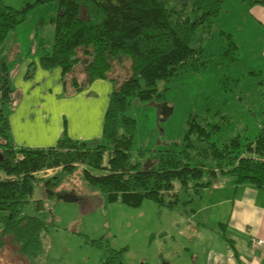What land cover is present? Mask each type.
I'll return each mask as SVG.
<instances>
[{
	"label": "trees",
	"instance_id": "1",
	"mask_svg": "<svg viewBox=\"0 0 264 264\" xmlns=\"http://www.w3.org/2000/svg\"><path fill=\"white\" fill-rule=\"evenodd\" d=\"M246 5L264 0H242ZM225 0H31L13 6L0 0V45L23 23L31 10L41 5L55 8L53 42L39 51L44 68H61L64 92L81 90L95 78L113 81V89L103 118L102 134L89 142L61 136L45 148L16 147L9 134L7 114L16 102L10 84L9 65L0 59V246L10 238L29 264L43 251L42 235L52 224L24 212L40 182L45 197L82 166L83 185L103 194L109 202L138 206L150 200L169 210L184 211L193 193L209 186L219 175H229L236 184L249 183L264 188V108L252 137L240 134L217 141L219 129L204 117L189 121L178 150H158L146 168L132 158L135 118L133 102L151 100L157 82L169 79L192 64L201 49L193 42L202 40L222 10ZM227 40L226 53L237 54L230 33L220 30ZM129 61V75L117 83L111 71L115 63ZM82 67L84 82L75 70ZM30 62L25 73L32 75ZM261 97L264 101V79ZM70 90V91H69ZM7 105V106H6ZM6 106V107H5ZM141 155L145 150H138ZM59 167L47 177L43 169ZM92 170H99L93 173ZM178 187H175V183ZM43 199L36 200L41 208ZM101 247L99 264H125L126 246L111 247L100 237L90 239ZM142 264H149L143 262Z\"/></svg>",
	"mask_w": 264,
	"mask_h": 264
},
{
	"label": "rangeland",
	"instance_id": "2",
	"mask_svg": "<svg viewBox=\"0 0 264 264\" xmlns=\"http://www.w3.org/2000/svg\"><path fill=\"white\" fill-rule=\"evenodd\" d=\"M34 10L24 21L25 33H42L43 41L35 43L31 53L39 52L42 46L49 49L54 31L51 18L55 8L41 5ZM257 21L264 23V15L257 9L240 0H225L210 31L202 40L193 42V46L201 49L198 58L171 78L159 80L158 93L151 100L133 102L130 111L136 123L133 159L148 165L158 150L180 149L189 121L199 117L219 125L213 134L217 141L235 134L252 137L256 133L264 108L260 85L264 79V37L259 32L263 27ZM220 30L230 33L236 43L237 54L234 57L226 53L227 40ZM19 34L23 36V31ZM16 64L8 63L9 68ZM128 66L127 59L115 63L111 75L117 83L128 77ZM75 75L79 82L84 81L82 67L75 70ZM138 150L145 152L141 155ZM82 166L79 165L70 177L54 188L52 197H45L40 182L34 180L24 212L52 224L42 235L43 251L34 258L33 264H99L103 250L89 240L100 237L106 239L111 247L126 246L132 260L140 251L143 235L158 222V210L164 209L153 201L143 200L138 206H128L117 201L109 202L100 192L85 187L81 180ZM59 169H43L37 175L51 176ZM175 187H178L177 182ZM65 194H73L77 199L64 200ZM192 198L187 210L194 207L198 194L193 193ZM38 199H43L41 208L36 206ZM167 212L175 214V211ZM4 214L5 211H0V229ZM0 264L29 262L8 237L0 246Z\"/></svg>",
	"mask_w": 264,
	"mask_h": 264
},
{
	"label": "crops",
	"instance_id": "3",
	"mask_svg": "<svg viewBox=\"0 0 264 264\" xmlns=\"http://www.w3.org/2000/svg\"><path fill=\"white\" fill-rule=\"evenodd\" d=\"M5 1L16 7L31 0ZM250 7L264 15L263 4ZM257 23L263 27L258 29L264 37V23ZM25 31L23 22L0 45V59L17 63L9 68L10 84L17 95L7 114L13 144L45 148L63 135L86 142L99 139L113 81L95 78L81 90L65 93L61 68H44L38 50L31 53L32 46L43 41V34ZM30 62L33 72L26 78ZM196 194V204L189 210H170L175 211L173 215L160 206L164 210H158V222L143 235L137 256L131 260L127 250L124 263L264 264V243L255 248L250 243L252 238L264 240V188L236 184L231 176L219 175Z\"/></svg>",
	"mask_w": 264,
	"mask_h": 264
},
{
	"label": "water",
	"instance_id": "4",
	"mask_svg": "<svg viewBox=\"0 0 264 264\" xmlns=\"http://www.w3.org/2000/svg\"><path fill=\"white\" fill-rule=\"evenodd\" d=\"M164 109L166 110L167 107H164ZM143 167L146 168V167H147V164H146V163L143 164ZM63 199H64V200H67V201H74V200L77 199V197H76L75 195H73V194H65V195L63 196Z\"/></svg>",
	"mask_w": 264,
	"mask_h": 264
},
{
	"label": "built area",
	"instance_id": "5",
	"mask_svg": "<svg viewBox=\"0 0 264 264\" xmlns=\"http://www.w3.org/2000/svg\"><path fill=\"white\" fill-rule=\"evenodd\" d=\"M47 169H49V168H47ZM45 170H46V169H45ZM250 243H251V246H252L253 248H255V247H257V246L263 244V243H264V240L259 239V238H252L251 241H250Z\"/></svg>",
	"mask_w": 264,
	"mask_h": 264
}]
</instances>
